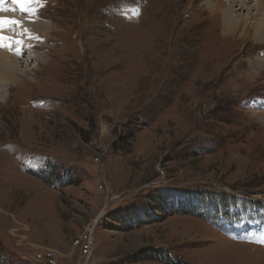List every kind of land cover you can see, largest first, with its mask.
<instances>
[{
  "label": "rangeland",
  "instance_id": "obj_1",
  "mask_svg": "<svg viewBox=\"0 0 264 264\" xmlns=\"http://www.w3.org/2000/svg\"><path fill=\"white\" fill-rule=\"evenodd\" d=\"M229 2L27 4L53 29L0 92V264L88 227V264H264V9L226 32Z\"/></svg>",
  "mask_w": 264,
  "mask_h": 264
},
{
  "label": "bare ground",
  "instance_id": "obj_2",
  "mask_svg": "<svg viewBox=\"0 0 264 264\" xmlns=\"http://www.w3.org/2000/svg\"><path fill=\"white\" fill-rule=\"evenodd\" d=\"M247 1L249 0H230L228 10L224 9L223 5L219 7V13H222V24L225 31L227 30L226 32L243 24L240 21L241 17L239 18L234 14L236 10L234 7L237 5H240L237 6L238 10H248V16L244 23L245 27L249 26L248 20L258 16L261 9H264V0H256L254 8L257 10L252 15L249 12L250 6ZM27 7L29 11H24L14 0H0V92L5 90L8 82L15 81L19 75L26 73V69H22V65H20V60L25 57L24 52H29L28 59H35L38 62L47 59L46 54L44 58H41L42 56L36 55L34 52L43 50L46 43L51 41L49 34L53 29L52 24L40 21V17H42L39 15L40 8H32L28 5ZM261 14L263 17L257 19L254 29L258 37L264 38V11ZM11 21L17 23H11ZM126 21L127 19L122 20V22ZM260 60L264 61L262 55Z\"/></svg>",
  "mask_w": 264,
  "mask_h": 264
},
{
  "label": "built area",
  "instance_id": "obj_3",
  "mask_svg": "<svg viewBox=\"0 0 264 264\" xmlns=\"http://www.w3.org/2000/svg\"><path fill=\"white\" fill-rule=\"evenodd\" d=\"M95 244L94 228L79 232L72 239L69 256L74 258L73 262L59 260L53 251L36 255V260L43 264H88L93 253Z\"/></svg>",
  "mask_w": 264,
  "mask_h": 264
},
{
  "label": "snow or ice",
  "instance_id": "obj_4",
  "mask_svg": "<svg viewBox=\"0 0 264 264\" xmlns=\"http://www.w3.org/2000/svg\"><path fill=\"white\" fill-rule=\"evenodd\" d=\"M14 2L18 3L22 10L29 11L27 4L31 3L32 0H14ZM11 23H17V22L11 21Z\"/></svg>",
  "mask_w": 264,
  "mask_h": 264
},
{
  "label": "trees",
  "instance_id": "obj_5",
  "mask_svg": "<svg viewBox=\"0 0 264 264\" xmlns=\"http://www.w3.org/2000/svg\"><path fill=\"white\" fill-rule=\"evenodd\" d=\"M73 181H70V183H72Z\"/></svg>",
  "mask_w": 264,
  "mask_h": 264
}]
</instances>
